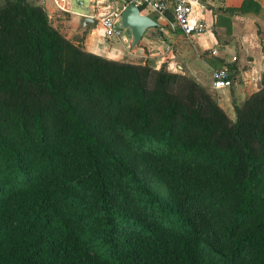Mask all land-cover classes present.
<instances>
[{
    "label": "trees",
    "instance_id": "16d2710c",
    "mask_svg": "<svg viewBox=\"0 0 264 264\" xmlns=\"http://www.w3.org/2000/svg\"><path fill=\"white\" fill-rule=\"evenodd\" d=\"M233 105L0 0V264H264V72Z\"/></svg>",
    "mask_w": 264,
    "mask_h": 264
},
{
    "label": "crops",
    "instance_id": "0c3cea01",
    "mask_svg": "<svg viewBox=\"0 0 264 264\" xmlns=\"http://www.w3.org/2000/svg\"><path fill=\"white\" fill-rule=\"evenodd\" d=\"M39 1L36 3L43 6L51 23L85 50L156 69L166 65L170 71L185 73L211 92L231 119H235L233 101L242 103L258 89L264 72V0H200L194 5L196 17L208 28L192 37L170 27V11L158 17L142 6L141 13L157 25L144 33L138 45H133L132 39L124 42L106 37L98 21L82 27L81 15L59 10L53 0ZM114 40L122 49L113 47ZM219 68L229 70L231 84L213 89L212 73Z\"/></svg>",
    "mask_w": 264,
    "mask_h": 264
},
{
    "label": "built area",
    "instance_id": "2783aa9c",
    "mask_svg": "<svg viewBox=\"0 0 264 264\" xmlns=\"http://www.w3.org/2000/svg\"><path fill=\"white\" fill-rule=\"evenodd\" d=\"M53 1L63 12L94 18L99 22L106 37H116L124 42H131L132 38L126 33L120 17L123 9L130 3L139 8L149 7L158 17H164L170 11L172 14L170 27L187 37L201 34L208 28L203 19L196 17L194 5L200 0H87V6H85L84 0H76L77 9L72 8V0ZM230 84V73L227 68L213 71V89H222Z\"/></svg>",
    "mask_w": 264,
    "mask_h": 264
},
{
    "label": "water",
    "instance_id": "95a60500",
    "mask_svg": "<svg viewBox=\"0 0 264 264\" xmlns=\"http://www.w3.org/2000/svg\"><path fill=\"white\" fill-rule=\"evenodd\" d=\"M120 19L126 33L132 38L133 45H138L144 33L157 25L151 17L142 14L140 8L133 3L123 9ZM96 22L92 17L82 16L81 18L82 27L86 24L95 25Z\"/></svg>",
    "mask_w": 264,
    "mask_h": 264
},
{
    "label": "rangeland",
    "instance_id": "374dc122",
    "mask_svg": "<svg viewBox=\"0 0 264 264\" xmlns=\"http://www.w3.org/2000/svg\"><path fill=\"white\" fill-rule=\"evenodd\" d=\"M30 1L36 3V2H38L39 0H30ZM40 1H41V0H40ZM40 1H39V3H40ZM72 1H73L72 8H73V9H77L76 0H72ZM84 4H85V6H87L88 1H87V0H84ZM105 43L107 44V42H105ZM112 43H113V47H120V49H122V46H121V44H120L119 42H116V41L114 40V41H112ZM106 44H105V45H106ZM154 184H155V186H156L158 189H160V186H159V184H158V181L154 180ZM215 227H217V226L215 225ZM94 247L98 248L97 246H94Z\"/></svg>",
    "mask_w": 264,
    "mask_h": 264
}]
</instances>
